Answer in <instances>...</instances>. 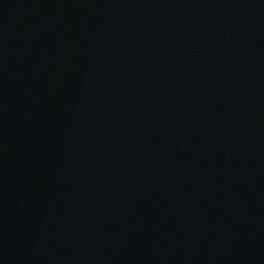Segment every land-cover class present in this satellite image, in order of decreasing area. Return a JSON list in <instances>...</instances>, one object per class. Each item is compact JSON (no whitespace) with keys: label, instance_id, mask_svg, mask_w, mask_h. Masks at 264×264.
I'll use <instances>...</instances> for the list:
<instances>
[{"label":"water","instance_id":"95a60500","mask_svg":"<svg viewBox=\"0 0 264 264\" xmlns=\"http://www.w3.org/2000/svg\"><path fill=\"white\" fill-rule=\"evenodd\" d=\"M0 264H264V0H0Z\"/></svg>","mask_w":264,"mask_h":264}]
</instances>
